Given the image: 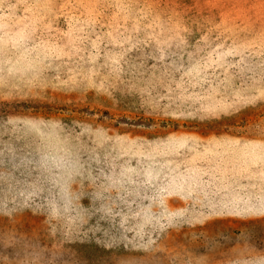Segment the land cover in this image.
Masks as SVG:
<instances>
[{
    "label": "rangeland",
    "instance_id": "374dc122",
    "mask_svg": "<svg viewBox=\"0 0 264 264\" xmlns=\"http://www.w3.org/2000/svg\"><path fill=\"white\" fill-rule=\"evenodd\" d=\"M263 211L264 0H0V264H264Z\"/></svg>",
    "mask_w": 264,
    "mask_h": 264
},
{
    "label": "trees",
    "instance_id": "16d2710c",
    "mask_svg": "<svg viewBox=\"0 0 264 264\" xmlns=\"http://www.w3.org/2000/svg\"><path fill=\"white\" fill-rule=\"evenodd\" d=\"M258 215H263V217L261 216V217H262V218H261V221L263 222V221H264V211L261 212V213H259V214H257V216H258ZM251 219H255V220H256V218H252V217H251Z\"/></svg>",
    "mask_w": 264,
    "mask_h": 264
}]
</instances>
